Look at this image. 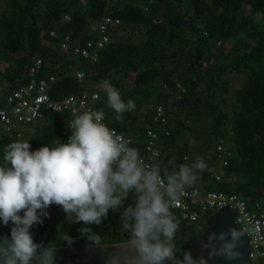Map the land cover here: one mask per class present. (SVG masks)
<instances>
[{"label": "trees", "instance_id": "obj_1", "mask_svg": "<svg viewBox=\"0 0 264 264\" xmlns=\"http://www.w3.org/2000/svg\"><path fill=\"white\" fill-rule=\"evenodd\" d=\"M106 16L119 19L120 25L96 61L60 50L65 37L69 48L95 40L90 28ZM36 59L41 60L36 81L55 78L48 90L52 100L97 93L89 106L103 110V122L132 139L130 147L141 156L146 131L162 132L156 159L163 164L175 159L179 165L201 157L214 170L203 172L192 188L202 194H236L249 208H264V0H0L3 94L25 83L27 68ZM73 69L83 73L81 81ZM105 80L119 89L122 99L135 102V110L120 120L107 108ZM157 106L167 114L165 124L154 122ZM74 117L69 112L45 113L43 120L25 126L22 139L0 130V162L4 147L17 140L26 138L31 151L66 143L62 128ZM217 145L224 149L226 166ZM129 203L131 197L123 207ZM49 208L62 209L55 204ZM122 210L110 209L101 224L90 225L100 244L128 241ZM173 211L179 220L177 257L182 259L191 238L205 230L213 213L202 215L199 225L182 221L179 211ZM82 227L64 219L44 221L30 231L34 242L45 247L94 245L80 234ZM64 234L71 243L62 239Z\"/></svg>", "mask_w": 264, "mask_h": 264}, {"label": "clouds", "instance_id": "obj_2", "mask_svg": "<svg viewBox=\"0 0 264 264\" xmlns=\"http://www.w3.org/2000/svg\"><path fill=\"white\" fill-rule=\"evenodd\" d=\"M102 85L107 108L116 114V120L135 110V102L122 99L110 81ZM104 119L103 110L76 115L67 122L71 130L67 142L55 147L46 145L31 151V144L21 140L4 147L0 221L13 226L11 239L0 242V260L3 264H30L39 256V264H52V248L35 243L30 229L43 224L49 215L47 209L55 204L69 221L83 225L80 234L93 244L102 241L90 225L101 224L110 209L122 208L123 229L129 233L127 247L136 253L127 257L125 264H207L205 258L194 257L190 250L182 253V259L177 257L179 220L173 209L203 172L214 170L201 157L190 164L177 165L175 159L163 164L155 158L146 162L139 150L130 147ZM130 197L132 203L123 207ZM242 235L235 228L218 236L210 233L205 245L210 248L209 256L235 259L240 255L237 244ZM62 239L71 243L66 234Z\"/></svg>", "mask_w": 264, "mask_h": 264}, {"label": "built area", "instance_id": "obj_3", "mask_svg": "<svg viewBox=\"0 0 264 264\" xmlns=\"http://www.w3.org/2000/svg\"><path fill=\"white\" fill-rule=\"evenodd\" d=\"M68 19L69 17L65 16V20ZM119 25V19L106 16L90 28L92 32L96 33L95 40L88 41L84 46L69 48L67 43L69 38L65 37L60 43V50L63 52L70 51L75 58L83 61L94 62L97 60L99 52L111 41V32ZM51 35L54 36V32H51ZM40 66L41 60H34L27 68L25 83L11 90L9 93L3 94L2 87H0V130L7 136L12 135L17 139H22L25 136V132H27L25 131V126L28 127L36 121L43 120L45 113L60 114L69 112L71 115L76 116L84 111L93 110L89 104L98 99L97 93L89 94L84 92L79 97L70 95L56 101L52 100L48 90L49 84L53 83L55 78L51 76L48 82L45 80L36 81L35 77L40 70ZM73 72L78 81L83 79L82 72L77 69H73ZM176 88L179 92H183L180 84H177ZM167 120L164 108L157 106L155 108L154 122L165 124ZM67 122L66 126L62 128V135L66 139V142L71 135ZM26 129L30 131V128ZM115 132L118 135H122L116 130ZM161 133L152 129L146 131L145 155L142 156L146 162L159 157L161 149L159 138ZM124 138L129 142L130 146L132 139ZM215 148L222 165L226 166L227 163L222 158L224 154L222 145H217ZM222 175L223 172L216 175L214 180L220 182ZM224 208L235 210V224L247 236L249 264H264V208L260 205L255 204L253 208H249L245 201L236 194H225L214 191L202 194L198 188H189L186 189V195L181 197L175 209L179 211L182 221L200 225L202 215L214 214Z\"/></svg>", "mask_w": 264, "mask_h": 264}, {"label": "water", "instance_id": "obj_4", "mask_svg": "<svg viewBox=\"0 0 264 264\" xmlns=\"http://www.w3.org/2000/svg\"><path fill=\"white\" fill-rule=\"evenodd\" d=\"M234 216L235 210L229 208H224L209 216L206 220L205 231L193 236L188 243L192 255L202 256L207 260V264H249L248 239L246 234L235 224ZM12 226L11 222L4 225L0 221V242L11 239ZM230 228H235L243 233L237 244V251L240 255L233 260H227L219 255L210 257V248L205 247L208 243V235L215 233L218 236L221 232L227 233ZM228 239H231L230 235ZM127 242L51 247L54 256L52 264H125L127 257L136 255L134 250L127 247ZM216 246L219 247V241H217ZM0 264H3L2 260H0ZM30 264H39V256ZM165 264H171V262L165 261Z\"/></svg>", "mask_w": 264, "mask_h": 264}, {"label": "rangeland", "instance_id": "obj_5", "mask_svg": "<svg viewBox=\"0 0 264 264\" xmlns=\"http://www.w3.org/2000/svg\"><path fill=\"white\" fill-rule=\"evenodd\" d=\"M234 85H238L239 84V82H240V79L239 78H235L234 80ZM27 139L25 138V139H23V140H21V141H26ZM47 211H48V213H50L49 215H48V217L47 218H44V221H49V222H61V221H63L64 219L66 220V221H69L67 218H64L63 216H64V212H63V210L62 209H56V208H49V209H47ZM64 213V214H63ZM62 214H63V216H62Z\"/></svg>", "mask_w": 264, "mask_h": 264}, {"label": "flooded vegetation", "instance_id": "obj_6", "mask_svg": "<svg viewBox=\"0 0 264 264\" xmlns=\"http://www.w3.org/2000/svg\"><path fill=\"white\" fill-rule=\"evenodd\" d=\"M198 235V234H197ZM190 251H191V248H190ZM194 257H196V255H193Z\"/></svg>", "mask_w": 264, "mask_h": 264}]
</instances>
